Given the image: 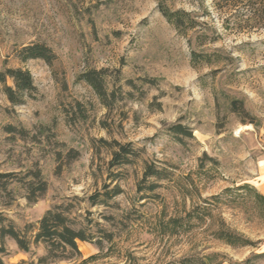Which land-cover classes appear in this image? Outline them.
I'll return each instance as SVG.
<instances>
[{
    "label": "rangeland",
    "instance_id": "1",
    "mask_svg": "<svg viewBox=\"0 0 264 264\" xmlns=\"http://www.w3.org/2000/svg\"><path fill=\"white\" fill-rule=\"evenodd\" d=\"M182 12L195 28L174 22ZM229 16L211 0H0V70L26 69L35 86L13 105L0 84V172L46 181L35 201L10 184L4 223L32 230L62 205L75 226L114 234L49 264H264V27L235 32ZM30 41L52 48L51 65L18 59ZM90 69L105 70L109 107L82 77ZM232 98L248 115L230 111ZM176 123L192 137L173 134ZM115 140L137 152L130 163L110 164ZM146 163L169 172L154 191L137 190L154 181ZM116 182L122 193L91 205ZM3 245L5 264L44 252Z\"/></svg>",
    "mask_w": 264,
    "mask_h": 264
},
{
    "label": "trees",
    "instance_id": "2",
    "mask_svg": "<svg viewBox=\"0 0 264 264\" xmlns=\"http://www.w3.org/2000/svg\"><path fill=\"white\" fill-rule=\"evenodd\" d=\"M212 4L221 11H228L230 16L226 20V27L235 32L250 31L255 28L264 27V0H211ZM164 15H168L165 11ZM169 17V15H168ZM174 22L181 27L195 28L196 22H187V14L182 12L178 16H174ZM208 37L207 42H215L219 38V33L216 30L212 36ZM16 56L20 61L28 59H41L46 64L51 65L56 59V54L52 48L45 42L30 41L22 43L15 50ZM106 75L103 69H90L83 73V78L88 82L100 96L102 102L109 107L111 100L109 95L113 96V92H108L105 87L104 77ZM10 79L12 85L7 84ZM0 84L2 91L8 101L13 105L21 104L25 96L30 95L34 89V83L31 73L21 67H4L0 70ZM228 108L231 112L237 115H248L244 107L243 100L238 98L230 99ZM247 120L242 119V122ZM249 122L254 123L252 119ZM169 130L175 135L192 137V131L180 123L173 124ZM107 143V142H106ZM110 145L111 143L108 142ZM117 150H112L111 165H121L130 163L137 155V152L131 147L130 143L121 144L114 141ZM211 159V158H210ZM117 175H114L115 178ZM17 177L13 172H0V195L1 193L9 194L11 190L8 186L12 183H22L27 189L26 198L28 201H35L46 190V181L42 178L39 170L28 172L26 178ZM148 177H153L154 181L147 184H139L138 191L146 189L154 191L158 186V180L167 179L169 172L165 168L156 167L152 163H146L143 170V181ZM122 188L116 182L112 186L104 184L102 191H96L89 196L91 205L106 203L109 199L122 193ZM101 236L96 237L95 234L89 231L84 226H75L73 220L67 215L62 205H56L47 209L41 218L37 221V226L30 230V225H26L23 231H20L9 222L4 223V217L0 212V253L5 251L3 241L9 236L13 238L17 247L29 252L32 246L43 245L44 252L36 258V261L30 264H49L61 260H69L80 255L78 241L93 242L99 249L102 248L103 240L111 242L114 238L113 232L105 229H100ZM23 262V261H22ZM0 264H5L0 257Z\"/></svg>",
    "mask_w": 264,
    "mask_h": 264
}]
</instances>
